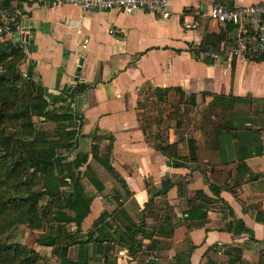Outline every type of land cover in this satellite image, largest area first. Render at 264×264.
<instances>
[{
	"label": "crops",
	"instance_id": "1",
	"mask_svg": "<svg viewBox=\"0 0 264 264\" xmlns=\"http://www.w3.org/2000/svg\"><path fill=\"white\" fill-rule=\"evenodd\" d=\"M263 1L170 0V19H159L144 11H85L76 5L53 7L22 0L4 1V6L17 15L12 33L0 35L6 41L4 50L21 46V40L29 34L34 37L22 65L25 75L32 68L35 81L62 93L66 86L94 85L75 95L72 109L69 102L63 101L62 93H54L55 99L49 96L52 102L59 99L63 106L67 104L66 109L71 110L67 113L82 116L74 124L79 136L71 157L78 152H92L97 145L113 168L108 170L95 158L90 159L92 173L84 168L105 189L99 191L87 176L82 180L93 197L91 212L82 223L83 231L92 229L105 211L113 213L121 207L136 222L145 217L146 229L152 231L165 217L167 205L174 210V220L179 223L174 236H156L158 242L150 252L148 239H144V249L138 254L131 255L128 249L116 246L127 264H144L149 259L172 264L191 246L192 264H206L209 258L218 264H229L225 251L238 246L243 249L246 262L258 264L264 260V153L248 158L246 171L240 169L235 143L228 153L230 163L216 165L214 171L204 173L196 163L187 167L182 160L171 163L144 133V109L140 108L151 89L181 87L188 94L196 93L198 103L211 102L215 94L244 98L240 104L250 105L253 113L258 112L256 126L264 129V56L229 61L206 53L233 44L237 32L233 25L223 29L208 20L214 3L239 7ZM185 19L199 22V27L184 28ZM170 131L157 139L182 141L181 150L187 154L182 140L185 134L179 136L173 129ZM119 178L127 182V188ZM166 179L174 186L148 204ZM211 184L221 187L220 195ZM198 190L211 198L208 220L202 227H190L186 212L202 203L195 196ZM237 220H243L254 231V239L250 233L228 230ZM119 221L124 224L125 218L121 216Z\"/></svg>",
	"mask_w": 264,
	"mask_h": 264
},
{
	"label": "trees",
	"instance_id": "2",
	"mask_svg": "<svg viewBox=\"0 0 264 264\" xmlns=\"http://www.w3.org/2000/svg\"><path fill=\"white\" fill-rule=\"evenodd\" d=\"M11 50L0 51V142L7 134L13 137L10 148L0 154V238H7L19 225L41 229L44 219L53 214L55 227H52V232L55 237L46 236V239L42 238L39 242L44 246L54 247V252L61 257V264H91L96 259L101 260L102 264H119V259L114 256L116 246L121 245V248L128 249L133 255L144 249V239L151 240L147 248L150 252L158 242L156 236L173 237L179 223L175 222L174 210L168 205L165 217L160 219L152 231L146 229L145 217L136 222L121 207L113 213L105 211L84 235L82 223L91 212L93 197L87 193L82 180L87 176L99 191H103L104 184L88 172L92 173L90 159L95 158L112 171L110 160L107 155L101 154L97 145L93 146L92 152H78L74 158L71 157L78 147L79 129L74 124L82 116L52 110L53 104L58 105L61 110L65 106L59 99L50 102L52 97L47 98L45 87L34 80L32 68L24 77L20 67L27 57L26 49L18 46ZM93 86L79 84L74 88V94L62 93L63 101L69 102L72 96L84 93ZM175 96L192 107L199 105L196 93L188 94L181 87H168L151 89L147 99L140 103V108L145 111L147 101L155 102V105L162 108ZM203 97L205 99V94ZM244 100L215 94L205 108L209 126L199 127L203 133V142L189 132V129H184L185 136L182 140L186 144L187 154L181 150L182 141L169 143L157 139L160 133L154 132L156 120H151L153 117L145 118L150 119L146 121L143 116L142 129L154 147L168 156L171 163L173 160H182L187 167L196 163L197 168L204 173L210 169L214 171L216 165L230 163L228 153L233 149L230 147L232 143H235L240 169L246 171L245 161L264 153V129L256 126L258 112L237 108ZM158 114L163 115V112ZM34 117L54 121L57 127L39 129ZM183 123V119H179L176 126L184 128ZM176 162L178 161L173 164L176 165ZM84 168L88 171L85 172ZM119 181L124 188L128 187L124 179L119 178ZM38 186L43 188L42 191L35 190ZM173 186L174 182L170 179L164 180L162 188L158 193L154 192L148 204L157 195H166ZM211 188L220 195L221 187L211 184ZM44 195L54 200L55 212L53 209L44 213L40 211L39 202ZM195 196L202 203L189 208L185 220L191 222L190 227L192 224L202 227L208 220L207 206L211 198L203 190L196 191ZM121 216L125 218L124 224L117 222ZM73 223L76 225L75 232L67 228ZM121 226L124 227L122 232ZM228 230L236 234L250 233L254 239V231L243 220L231 223ZM117 234H120L119 238L116 237ZM73 245L80 246L77 260L69 258V249ZM193 250L194 247L191 246L181 252L172 264H192ZM242 254L243 249L239 246L225 251L229 264H251L242 258ZM32 258L20 245L0 246V264H33ZM144 264L161 263L157 259H149ZM206 264H218V261L209 258ZM258 264H264V260Z\"/></svg>",
	"mask_w": 264,
	"mask_h": 264
},
{
	"label": "built area",
	"instance_id": "3",
	"mask_svg": "<svg viewBox=\"0 0 264 264\" xmlns=\"http://www.w3.org/2000/svg\"><path fill=\"white\" fill-rule=\"evenodd\" d=\"M5 0H0V35L12 33L17 22V15L4 6ZM31 4H49L53 7L61 5L80 6L85 11H112L123 13L144 11L155 15L159 19H170L173 10L170 0H22ZM209 21L216 23L223 29L229 26L237 28L233 44H227L221 51H207L213 57H225L229 61L238 58H257L264 56V1L251 5L231 7L223 2L214 3L207 14ZM186 29L199 27L197 21H183ZM24 29V28H23ZM30 35V34H29ZM25 36L21 46L28 49ZM67 106V104L65 105Z\"/></svg>",
	"mask_w": 264,
	"mask_h": 264
},
{
	"label": "rangeland",
	"instance_id": "4",
	"mask_svg": "<svg viewBox=\"0 0 264 264\" xmlns=\"http://www.w3.org/2000/svg\"><path fill=\"white\" fill-rule=\"evenodd\" d=\"M6 41L0 39V51L6 49ZM9 50L8 52H11ZM23 65V64H22ZM20 67L21 72L25 76L26 68ZM24 85V84H23ZM48 98V97H47ZM178 96L172 97L171 101L166 102L161 108L155 102L147 101L145 111L143 113L144 120L148 117H153L151 120H156L154 123V132H159L161 135H166V133L171 132L170 129H173L179 136L185 134V128L189 129V132H192L196 137L200 139L202 143L204 140L202 131L199 130L201 126H209L206 119V111L207 108L206 100H201L198 104V107H192L191 105L186 104L185 102L180 100ZM50 102H52L50 100ZM53 103V102H52ZM64 110L58 108V105H51V109H55L56 111H61L67 113L70 109ZM237 108L240 110H250V105L239 104ZM163 110V111H161ZM204 110V111H203ZM71 111V110H70ZM69 111V112H70ZM159 112H163L162 114H158ZM164 116V117H163ZM179 119H183L184 128H180L177 125V121ZM34 121L39 129H54L57 127V124L46 121L45 119H41L38 117H34ZM196 127V128H195ZM11 137L10 144L12 142V136L7 134L4 137ZM2 141L0 142V144ZM6 151L5 147L0 145V154ZM42 187H35L36 191H42ZM39 209L42 213L47 212L49 209H53L55 212L54 200L49 196H41L39 202ZM53 214H50L47 218L44 219V226L41 229H33L29 225H19L15 230L6 237L0 238V246L2 245H20L27 252L29 256H33V264H61V257L54 252V247L44 246L39 241L40 239H46L48 237H55L53 231V226L55 227V222L53 221ZM71 231H76V225L73 223L68 225ZM85 233V234H84ZM83 234L86 235L87 232ZM119 235V234H118ZM118 235H116L117 238ZM117 248H121V245ZM80 246L73 245L69 249V258L73 260H77L79 258ZM114 256H117L119 259V264H127L125 257H123L119 252L115 250ZM120 257L122 260H120ZM98 258V257H97ZM121 261V262H120ZM102 264L101 260H93L91 264Z\"/></svg>",
	"mask_w": 264,
	"mask_h": 264
},
{
	"label": "water",
	"instance_id": "5",
	"mask_svg": "<svg viewBox=\"0 0 264 264\" xmlns=\"http://www.w3.org/2000/svg\"><path fill=\"white\" fill-rule=\"evenodd\" d=\"M33 38H34L33 37V34H32V36L31 35H28L26 37L27 41H29L28 48L30 47V44H32V42L34 41ZM81 65H82V61L80 62V66ZM45 90H46V96H48V97L49 96H53L54 93H56V95L62 93L61 91H59V89L57 91H55V89L48 88V87H46ZM63 91L66 92L67 94H74L75 93V89L73 87H71V86L64 87L63 88ZM54 99H55V97H54ZM74 101H75V96H72L71 99H70V101H69V108L70 109L73 108L72 105H73ZM10 140H11V137H9V136L8 137H4V139L2 140L1 145L3 147H5L6 150H8L10 148Z\"/></svg>",
	"mask_w": 264,
	"mask_h": 264
}]
</instances>
